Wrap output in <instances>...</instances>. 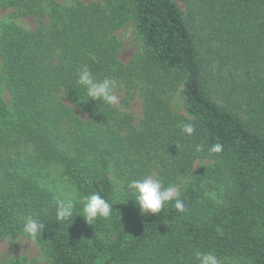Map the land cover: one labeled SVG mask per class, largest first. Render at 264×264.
<instances>
[{"label":"trees","instance_id":"16d2710c","mask_svg":"<svg viewBox=\"0 0 264 264\" xmlns=\"http://www.w3.org/2000/svg\"><path fill=\"white\" fill-rule=\"evenodd\" d=\"M1 4L36 26H0V243L30 239L31 216L45 224L30 240L48 264H199L197 251L264 264V0ZM129 22L140 50L122 63L115 32ZM85 65L117 81L118 104L88 101L76 83ZM199 160L211 164L195 170ZM146 176L176 186L186 211L141 215L117 181ZM92 193L110 217L56 221L54 197L78 214Z\"/></svg>","mask_w":264,"mask_h":264},{"label":"clouds","instance_id":"9594fccd","mask_svg":"<svg viewBox=\"0 0 264 264\" xmlns=\"http://www.w3.org/2000/svg\"><path fill=\"white\" fill-rule=\"evenodd\" d=\"M76 83L84 89L88 101L105 105H114L117 102V96L114 94L117 81L109 78L97 81L87 65L81 68ZM181 127L182 132L189 136L195 131L194 126L190 123L183 124ZM222 147V144L216 143L208 151L210 154H219ZM196 150L201 151L202 146H197ZM117 189L132 197L130 200L138 207L141 215L159 214L165 205L170 202L177 212L183 213L186 211L185 203L180 198L178 188L172 185L165 187L160 179L146 176L142 179L129 181L126 187L123 186V182L117 181ZM52 206L54 207L56 221L68 224L73 217L79 216L86 224L92 226L98 219H107L113 213V204H110L98 193H92L83 198L78 214H75L77 209L76 202L73 199L54 197ZM44 228V222L31 216L24 218L22 223V232L33 241L41 236ZM195 258L199 264H221V260L211 251H197Z\"/></svg>","mask_w":264,"mask_h":264},{"label":"rangeland","instance_id":"374dc122","mask_svg":"<svg viewBox=\"0 0 264 264\" xmlns=\"http://www.w3.org/2000/svg\"><path fill=\"white\" fill-rule=\"evenodd\" d=\"M0 0V26L3 23L13 21L16 25L21 26L27 30L33 29L36 22L33 18H12L13 9L6 8L1 4ZM59 4H72L75 0H55ZM89 2L91 0H81ZM117 40L121 43V52L119 59L122 63H127L140 50V40L135 31V26L132 22L127 23L123 28L115 32ZM117 96V102L119 96ZM172 107L178 113L183 114L184 109L180 99L176 96L173 99ZM129 111L132 112L135 121L137 122L141 117V100L136 98L131 101ZM211 163L205 160H199L195 163L194 169L197 170L202 166L210 165ZM0 264H48V260L42 249L30 239L24 237H16L13 239H6L0 243ZM231 264H242L231 262Z\"/></svg>","mask_w":264,"mask_h":264}]
</instances>
